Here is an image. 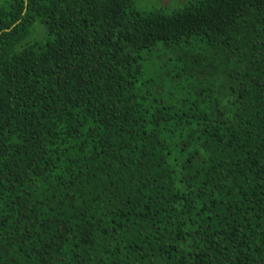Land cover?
Returning <instances> with one entry per match:
<instances>
[{
    "label": "trees",
    "instance_id": "trees-1",
    "mask_svg": "<svg viewBox=\"0 0 264 264\" xmlns=\"http://www.w3.org/2000/svg\"><path fill=\"white\" fill-rule=\"evenodd\" d=\"M0 264H264V0H0Z\"/></svg>",
    "mask_w": 264,
    "mask_h": 264
},
{
    "label": "rangeland",
    "instance_id": "rangeland-1",
    "mask_svg": "<svg viewBox=\"0 0 264 264\" xmlns=\"http://www.w3.org/2000/svg\"><path fill=\"white\" fill-rule=\"evenodd\" d=\"M183 2L184 0H134L135 8L140 12H149L161 6L173 8Z\"/></svg>",
    "mask_w": 264,
    "mask_h": 264
}]
</instances>
